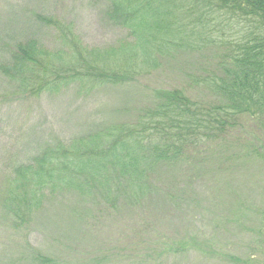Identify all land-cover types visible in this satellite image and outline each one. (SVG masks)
<instances>
[{"label": "trees", "instance_id": "trees-1", "mask_svg": "<svg viewBox=\"0 0 264 264\" xmlns=\"http://www.w3.org/2000/svg\"><path fill=\"white\" fill-rule=\"evenodd\" d=\"M106 1L107 21L126 29L129 41L86 48L71 24L34 13L55 34L56 48L30 39L17 44L0 66L16 93L30 97L71 86L80 94L123 92L108 119L68 142L44 145L0 188V215L14 233L31 228L45 200L73 198L64 211L68 244L60 246L71 256H83L79 245L96 241L102 222L150 211L156 222L164 221L154 211L180 208L184 198L193 197L197 180L190 172L197 177L204 172L202 149L242 119L264 124V0ZM209 48L217 53L209 70L183 65L182 86L150 85L169 59ZM249 147L254 163H264L259 158L264 148ZM256 204L263 205L264 198ZM254 205L246 214L237 209L253 232L254 255L244 264H264V206L254 213ZM139 224L145 232L144 220ZM203 244L193 238L177 244L175 254L201 250ZM29 257L30 264L53 263L34 251Z\"/></svg>", "mask_w": 264, "mask_h": 264}, {"label": "rangeland", "instance_id": "rangeland-1", "mask_svg": "<svg viewBox=\"0 0 264 264\" xmlns=\"http://www.w3.org/2000/svg\"><path fill=\"white\" fill-rule=\"evenodd\" d=\"M107 8L106 0H0V66L7 63L17 44L30 39L44 48H56L55 34L38 23L34 13L71 24L86 48L129 41L126 29L107 21ZM211 50L169 59L172 62L163 73L149 78L150 85L182 86L179 68L192 64L197 70H209L217 55ZM16 92L0 72V188L16 167L30 162L44 145L54 140L68 142L108 119L109 108L116 107L123 94L111 88L80 94L73 86L36 97ZM233 129L200 151L204 172L198 177L190 172L197 180L193 197L184 198L180 208L154 211L164 221L156 222L150 211L131 220L126 215L102 222L96 241L79 245L83 256H71L60 246L68 244L62 235L68 226L64 211L73 198H64L66 202L48 199L27 231L12 232L0 215V264H30L31 251L53 258L52 264H70L72 258L73 264H235V260L244 264L254 255L253 232L245 227L249 223H244L237 209L246 214L250 205L255 204L254 213L264 206L256 204L264 198V163H254L249 151L250 145L264 148V124L245 118ZM259 153L264 160V150ZM232 217L238 221H230ZM142 220L145 232L139 224ZM193 238L204 243L201 250L189 248V252L175 254L177 244L188 245ZM168 246H172L171 253Z\"/></svg>", "mask_w": 264, "mask_h": 264}]
</instances>
